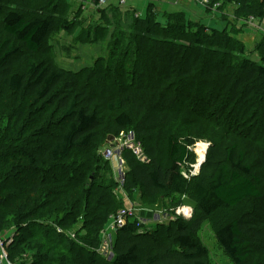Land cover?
<instances>
[{"label": "trees", "instance_id": "16d2710c", "mask_svg": "<svg viewBox=\"0 0 264 264\" xmlns=\"http://www.w3.org/2000/svg\"><path fill=\"white\" fill-rule=\"evenodd\" d=\"M26 1L0 0V16L3 15L0 22V91L2 86H7L22 96L56 104L55 111L62 113L65 124L58 133L43 129L34 131L32 138L25 137V143L22 140L24 148L21 153L26 157L27 165L24 169L31 166L45 174L60 172L53 183L61 182L60 176L67 173H71L74 179L68 178V184L58 187L48 186L47 180L30 185L29 190L35 194L33 203L37 206L34 209L26 207L27 213L22 211V216L25 214L22 221L36 217L39 212L45 213L42 217L54 214V205L60 197H68L65 206L57 208L58 217H68L61 225L72 228L83 220L82 230L87 234L78 237L85 243L82 245L92 249L93 253L98 252L101 231L121 210L122 202L116 197L119 184L109 180L112 178L107 172L106 176L95 172V158L78 160L73 153L79 147L94 143L104 111L116 113L113 133L119 136L128 129H135L144 157L140 158L132 149L125 153L129 170L125 173L123 191L134 198L138 189L145 198L161 193L177 197L172 212H169L171 216L183 205V197H190L196 204L191 217L177 216L175 212L177 218L171 220L170 226L158 224L170 233L165 240L160 238L164 232L161 233L158 226L146 231L140 220L130 214L126 224L115 227L112 264H209L208 250L197 236L202 223L217 211L233 208L245 200L264 201V171L256 173L249 161L256 156L257 144L264 146V43L259 42L257 47L261 62L241 56L245 51L241 45L236 60L229 61L226 55L206 54L208 58L200 68L205 34L194 32L195 27L190 26L187 33L193 34L197 47H178L176 43L159 46L157 40L148 38V41L145 36L138 39L137 44L130 42L128 46L114 49L107 67L97 64L83 77L82 73L57 67L52 59L35 58L57 29L58 3L56 0H39L53 10V14L39 15L22 8ZM240 3V9L247 10L244 11L246 17L254 15L258 20H264V3L249 4L245 0ZM152 7L150 4L146 18H137L139 30L135 38H140L141 31L152 29L149 17ZM179 13L169 12L168 18ZM153 28L159 29L162 25L155 22ZM167 28L173 31L175 27L169 23ZM178 28L185 36V26L179 25ZM213 34L218 36L219 30L213 28ZM233 34L238 33L233 31ZM149 42V52L142 61L140 53ZM130 66L133 68L131 73L147 77L149 82L138 86L130 83L126 79ZM158 67L162 70L156 76ZM88 77L105 93L98 95L82 86V80ZM225 77L228 80L224 83L222 79ZM219 85L222 87L219 92H206L208 87L213 89ZM191 94L194 98L189 104L183 103L188 108L183 113L179 108L184 105L177 104L182 101L176 97L182 96L185 102ZM131 105L140 118L137 124L129 112ZM227 112L231 113L229 122L223 120ZM23 120L24 113L19 111L11 126L13 130ZM169 124L180 125L177 131L182 132L168 135L167 163H164L155 147L147 144L148 127ZM7 134H3L4 138H8ZM14 135L15 139L8 138L11 145L23 138L20 129ZM43 138H49L46 145ZM203 140L210 144L206 160L199 174L185 177L182 165L195 162V153L190 146ZM17 149L20 153V144ZM11 160L16 161L17 157L0 164V234L7 241L6 250L13 264H98L94 258L84 261L85 250L80 245L71 241L69 247L65 235L64 238L58 236L60 239L57 240L52 238L50 231L37 240L38 248L32 260L28 261L24 250L20 254V247L39 234L30 232L29 229L33 228L30 224L19 234L15 222L20 218L15 211H8L11 203L5 193L11 191L10 181L20 171V165H9ZM261 161L264 165V160ZM4 207L7 209L3 210ZM260 210L264 214V206ZM216 236L234 264H264V217L253 211L246 212L221 224ZM75 244L80 250L73 253Z\"/></svg>", "mask_w": 264, "mask_h": 264}, {"label": "rangeland", "instance_id": "374dc122", "mask_svg": "<svg viewBox=\"0 0 264 264\" xmlns=\"http://www.w3.org/2000/svg\"><path fill=\"white\" fill-rule=\"evenodd\" d=\"M108 1L112 4L111 6L99 5L98 0H90L87 3L82 0H76L73 4L69 3L68 0H56L58 3V11L55 15L57 29L50 36L42 52L36 55L35 58L38 60L52 59L57 67L67 71L76 72L77 74L82 73L81 75L84 77L91 69L96 67L97 64L100 65V63H102L104 64V67H107L113 57L112 51L114 49L118 50L123 46H128L130 42L137 44L138 39L145 36H147V39L149 38L150 41L157 40L159 46L176 43L178 47L180 45L188 46L189 48L197 47L194 45L195 37L193 34L187 33L189 27L194 26V32L201 31L205 34L202 38L204 52L201 56L202 62L199 64L200 68H203L205 65L208 58L206 54H211L217 57L226 55L229 61L236 60V57L240 56L241 45H243L245 49L244 54L241 56L249 58L251 61L261 62L260 53L257 50V47L259 42L264 43V33L261 32V29L257 26L245 23L247 10H244V7L243 10L246 12L240 9V7H242L240 0H214V2L213 0H210L208 3L205 0H126V4L124 5L119 4L120 0ZM245 1L249 4H257L259 2L264 3V0ZM150 4L153 6L151 13H149V17L152 19L150 24L152 29L150 31H141L142 35L140 38H135L134 35L139 30L136 27V20L138 17H147V10ZM22 8L27 12L36 11V14L39 15L53 14V10L39 0H28L22 4ZM171 11L180 13L168 18V13ZM2 16L3 15L0 16V22L1 18H3ZM155 22H160L162 28H153ZM169 23L170 25L174 24L175 28L173 31H170V29L167 28ZM179 25L185 26V36L181 35L182 33L178 28ZM213 28L219 30L218 36L213 34ZM233 31H236L238 34H233ZM228 36H230V38ZM149 44L150 42L147 47L142 49V53H140L142 61L147 57ZM136 47L137 45H134V48ZM138 48L141 50L139 45ZM162 67L156 69V76L161 73ZM132 69V66L127 67L129 76H127L126 79H128L130 83L138 86V84H141L142 82H144V84L149 82L147 77H139L138 75L131 73ZM227 80L228 77H225L222 79V82L225 83ZM81 84L85 88L88 87L89 92L94 91L98 95L105 93L104 90H102L97 83L90 80L89 77L83 79ZM221 88L220 85L215 86L213 89L208 87L206 92L213 90L212 92L215 91L217 93ZM175 91L178 90L176 89ZM193 93L195 94V92ZM187 97L188 100L183 102L182 96L178 95L176 100H180L182 103L179 102L177 104H189V101L192 100V97L194 98V95L191 94ZM55 109L56 104H51L48 100H37L35 97L22 96L20 93H15L7 86L1 87L0 164H3L10 158L17 157V160H11L9 165H20V171H18V173L13 176L12 181H10L9 190L11 191L5 193L9 196L11 203L8 211H15L20 218L15 222V226L20 229L19 234L22 233V229L26 227L29 228V226H27L28 224L33 225V228L31 227V229H29L30 232L39 234L37 238L29 240L28 244L20 247V254L22 253L21 251L24 250V252L27 253L26 256L28 257V261L32 260L37 252V240L42 234L45 235L50 231L52 238H57V240L60 239L58 236L64 238L65 235L69 247L71 241L80 245L85 250L84 257L82 258L84 261L89 262L91 258H94L97 262L99 261L98 264H112L111 259L113 257V250L110 236L115 238L114 235L116 234V226L114 225L113 220L104 227L103 231H101L100 248L97 253H93L92 249L88 248L86 245H82V243H85L80 237L87 234L86 230H82L84 225L83 220L72 228L61 225L62 222L68 220V217L67 219L58 217L57 208L65 206V200H67L68 197H60L59 201L54 205V208H56L54 214L42 217L45 213L39 212L36 214V217L30 218L25 222L22 221L23 216L27 213V210L24 209L26 207L34 209L35 206H37V204L33 203L35 194L29 190L30 185L38 181L47 180L48 186L53 187L57 185L58 187L60 185L63 186L68 184L70 181L68 178L74 179L71 177V173H67L66 175L60 176L61 182L58 180L56 183H53L55 182L54 180L57 178V175H60V172L54 171L45 174L41 170L31 166H28V169H24L27 167L26 157L21 151L24 148L23 144L26 141L25 137L30 136L32 138V133L34 131L39 132L43 129L58 133L59 128L65 124V121L63 122L62 119V113L55 111ZM179 109L182 110L183 113L188 110L186 105ZM19 111L24 113V120L23 123L21 121L20 124L15 127V130H13L14 128L11 126L14 125V120ZM129 112L132 113L135 118V123L137 124L140 118L137 116L132 105L129 107ZM183 113L182 115H184ZM101 116L102 119L97 129L94 143L87 147H79L75 149L73 156L77 157L78 160H85L84 158H92L94 160L95 158L97 164L95 165V172H99L103 176H106L107 172L109 177L112 178L109 180H114V182L119 184V187L116 189V197L122 202L120 209L126 207L133 209L132 216L137 217L140 220L144 226V230H153L158 226L159 222L165 223V226H170L169 224L172 222L171 220H176L177 218L175 212L172 214V218L174 219L165 218L163 216L164 214L172 212L171 207L174 205L177 197H173L168 193H161L155 197L145 198L139 193L138 189L134 198L123 191V186L125 185V173L129 170L128 165L125 162L126 159L124 160L125 153L131 149L133 151L137 148L141 149L139 137L137 135L138 133H136L137 131L131 128L124 134L116 136V134L113 133L115 130H112L116 113L104 111ZM225 119L228 122L231 121V113L227 112V115L223 120ZM179 126L180 125L175 126L169 124L148 127L150 132L147 136V144L148 146L155 147L159 159L164 163H167V137L171 133L180 134L182 131H177V127ZM19 129L20 136L22 135L23 138L20 139L19 143L11 145L8 138L11 137L15 139L14 134L15 132H18ZM3 134H7L6 137L8 138H4ZM33 139L35 140V138ZM6 140H8V142ZM22 140L24 143H22ZM44 140L45 138L42 139L44 142L43 144L46 145L49 138L45 141ZM19 144L20 153L17 149ZM209 145V142L206 140L191 144L190 148L195 153V162L182 165V173L185 177L189 178L199 174L200 170L198 166L200 164V149L205 148L207 152ZM117 146L121 148L117 155L114 154L111 158L107 157V148ZM255 148L254 154H256V156L249 158V161L254 165L256 173L260 174L264 171V165L261 161L262 159L264 160V146H259L257 144ZM121 172L123 174H121ZM78 177L80 176L78 175ZM89 180L90 179H88V181ZM82 184L84 185V183ZM79 187L82 186L79 185ZM76 189L78 188L76 187ZM38 196L39 195L37 194L36 197ZM195 204L194 200L187 196L183 197V205L181 207L189 210L193 215ZM263 206L264 201L262 200L248 199L233 208L217 211L202 223L197 236L208 250L209 264H234L217 239L216 231L219 226L232 219L241 217L249 211H253L257 215L264 217V214L260 213L262 211L260 209ZM1 209L2 208L0 207V210ZM5 209H7V207H4L3 210ZM22 211H25L23 216ZM192 215H190V217ZM156 216L161 217L156 218ZM158 227L161 233L164 232L161 234L160 238L165 240L170 233H166L163 226L161 227L160 225ZM76 244L73 245L75 250L72 249L73 253L80 250ZM260 257L262 258V256Z\"/></svg>", "mask_w": 264, "mask_h": 264}, {"label": "built area", "instance_id": "2783aa9c", "mask_svg": "<svg viewBox=\"0 0 264 264\" xmlns=\"http://www.w3.org/2000/svg\"><path fill=\"white\" fill-rule=\"evenodd\" d=\"M207 3L210 0H205ZM119 4H126V0H120ZM99 5H109L108 0H99ZM245 23L252 24L254 26H257L261 29V31L264 33V20H258L254 15H250L246 18ZM120 147H109L106 150L107 157L111 158L114 156V154L117 155L118 151L120 150ZM134 152L139 155L140 158H144L142 155V150L140 148L134 149ZM115 155V156H116ZM123 161V160H122ZM121 174H123L121 172ZM133 209L130 208H123L121 209L118 214L113 216V223L115 226H123L127 222V217L132 214ZM177 215L183 216L185 218L190 217L191 212L187 209H184V207H179L176 210ZM11 242V239L8 240V243ZM7 241L5 239H2V235L0 234V264H13V262L9 259L8 251L6 250V244Z\"/></svg>", "mask_w": 264, "mask_h": 264}, {"label": "crops", "instance_id": "0c3cea01", "mask_svg": "<svg viewBox=\"0 0 264 264\" xmlns=\"http://www.w3.org/2000/svg\"><path fill=\"white\" fill-rule=\"evenodd\" d=\"M69 1V3H75V1L76 0H68ZM83 2H85V3H87V2H89L90 0H82ZM112 4L110 3V1H109V6H111ZM171 12H176V11H171ZM261 31V30H260ZM262 32V31H261ZM161 216H156V218H160ZM163 217H165V218H169V219H174V218H172V216L171 215H169V214H164V216ZM160 223V222H159ZM113 236H110V240H111V242H113Z\"/></svg>", "mask_w": 264, "mask_h": 264}, {"label": "bare ground", "instance_id": "6f19581e", "mask_svg": "<svg viewBox=\"0 0 264 264\" xmlns=\"http://www.w3.org/2000/svg\"><path fill=\"white\" fill-rule=\"evenodd\" d=\"M205 155H206V149L205 148H201L200 149V153H199V163L204 161Z\"/></svg>", "mask_w": 264, "mask_h": 264}, {"label": "water", "instance_id": "95a60500", "mask_svg": "<svg viewBox=\"0 0 264 264\" xmlns=\"http://www.w3.org/2000/svg\"><path fill=\"white\" fill-rule=\"evenodd\" d=\"M208 149V148H207ZM206 155H207V152H206ZM206 155H205V157H204V161H202L200 164H199V166H198V168H199V170H200V168H201V166H202V164L205 162V160H206ZM114 255V254H113ZM112 257V256H111Z\"/></svg>", "mask_w": 264, "mask_h": 264}, {"label": "clouds", "instance_id": "9594fccd", "mask_svg": "<svg viewBox=\"0 0 264 264\" xmlns=\"http://www.w3.org/2000/svg\"><path fill=\"white\" fill-rule=\"evenodd\" d=\"M119 152V151H118ZM175 212H176V210H175ZM177 216H179V215H177Z\"/></svg>", "mask_w": 264, "mask_h": 264}]
</instances>
